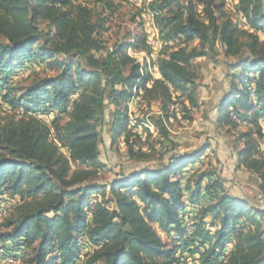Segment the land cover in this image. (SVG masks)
Segmentation results:
<instances>
[{
	"label": "trees",
	"instance_id": "trees-1",
	"mask_svg": "<svg viewBox=\"0 0 264 264\" xmlns=\"http://www.w3.org/2000/svg\"><path fill=\"white\" fill-rule=\"evenodd\" d=\"M95 5L0 0V100L11 113L0 124V212L5 197L21 201L0 221V261L25 248L27 264H180L186 253L198 264H264V210L231 194L217 168L198 170L206 150L171 153L105 185L92 181L103 167L99 126L107 123L111 142L122 139L129 157L143 160L129 143L143 122L129 127L128 102L157 101L162 115L150 122L167 137L174 98L198 106L193 60L221 49L234 59L215 122L246 127L233 155L264 198V0H236L241 21L226 15L225 0L144 4L162 42L158 78L126 53L148 49L144 36L128 34L95 56L118 9L114 0ZM33 64L57 72L17 88L15 75ZM153 225L176 244L167 248Z\"/></svg>",
	"mask_w": 264,
	"mask_h": 264
},
{
	"label": "rangeland",
	"instance_id": "rangeland-1",
	"mask_svg": "<svg viewBox=\"0 0 264 264\" xmlns=\"http://www.w3.org/2000/svg\"><path fill=\"white\" fill-rule=\"evenodd\" d=\"M78 1L89 4L95 11H98L95 5L98 0ZM150 1L140 0L138 4V0H114L118 9L110 15L109 21L106 23V31L102 34L103 50L95 53V56L102 55V52L112 47L114 43L126 40L128 34L144 36L147 40L146 43L149 45L148 49L130 47L126 50V53L139 62L141 66L146 65L147 72L157 78L156 60L160 50H162V42L156 26L152 22V17L145 14L144 10L142 13L139 10V8H142L144 4L146 5ZM225 2L226 7L224 10L226 15L233 20L241 21L240 15L236 13L234 8L236 0H225ZM216 52V54L211 56L193 60L192 69L196 76V102L198 106H190L189 102L183 97L174 98V103L170 105L168 111L169 118L165 122L167 137H164L157 127L150 122L151 116L161 114L160 104L157 101L147 102V100L138 96L128 102L127 113L131 122L129 127L131 128L132 124H139L141 122L139 120L143 122L140 123L139 127L133 129V132L138 136L131 137L129 140L135 154L146 155L143 160L140 161L136 160V157H129L128 145L122 139H118L115 143L111 142L107 131L109 127L107 123L99 126V159L103 167L96 170L92 180L94 183L105 185L117 175L126 173L138 166H157L171 153L206 150L201 162L197 165L198 170L202 171L210 169V167L217 168L225 180L229 192L238 195L245 194L251 203H257L256 199L260 194L256 185V177L245 168L238 167L236 158L233 155V148L242 146L240 142L235 140L240 132L246 130V127L243 125L236 128L220 127L215 122L216 110L214 106L228 88L227 75L230 73L228 62L234 59L225 57L221 49ZM56 57L62 59L59 54ZM33 65H29V69H25L23 73L17 72L13 80L17 88L27 86L35 77L49 76L57 72L55 68H46L38 64ZM10 114L9 108L1 104L0 100V124ZM133 114L134 121L131 116ZM52 118L53 115L42 117L46 122H49ZM64 120L65 117L61 122H64ZM107 121L108 114L106 115ZM261 127L264 131V119L261 122ZM261 151L264 153V145L262 143ZM107 196L108 190H105L104 195L102 193L93 195V199L99 200L101 197ZM5 198L10 206H15L21 202L18 197ZM9 205H5L0 212V221L9 214V208H7ZM191 208L193 207L187 206L189 214L191 213ZM209 221L210 218L207 219V222ZM262 222L264 228V219H262ZM153 227L167 248L176 244L173 241L176 237H167L156 225H153ZM209 229L212 231L214 228L210 226ZM83 250L85 252V249ZM29 253V249H20L16 252V256L9 255L4 257L0 264H27ZM80 256L82 257L83 255L81 254ZM184 256L185 259H181L180 264H198L194 259L197 258V255L190 257L186 253ZM185 260L186 262H184Z\"/></svg>",
	"mask_w": 264,
	"mask_h": 264
},
{
	"label": "crops",
	"instance_id": "crops-1",
	"mask_svg": "<svg viewBox=\"0 0 264 264\" xmlns=\"http://www.w3.org/2000/svg\"><path fill=\"white\" fill-rule=\"evenodd\" d=\"M150 1V0H149ZM158 77H159V74H158ZM157 77V78H158ZM226 186H227V184H226ZM231 194H234V195H237V196H245V197H247L245 194H243V195H238V194H235V193H233V192H230ZM257 203H253L256 207H258V208H260L261 210H264V198L263 197H261V195L260 196H257ZM196 262V261H195Z\"/></svg>",
	"mask_w": 264,
	"mask_h": 264
},
{
	"label": "built area",
	"instance_id": "built-area-1",
	"mask_svg": "<svg viewBox=\"0 0 264 264\" xmlns=\"http://www.w3.org/2000/svg\"><path fill=\"white\" fill-rule=\"evenodd\" d=\"M140 3V0H138V4ZM24 71H21V73H23ZM21 73H19V74H21ZM132 116V120H133V116H134V114L133 115H131ZM134 121V120H133Z\"/></svg>",
	"mask_w": 264,
	"mask_h": 264
},
{
	"label": "bare ground",
	"instance_id": "bare-ground-1",
	"mask_svg": "<svg viewBox=\"0 0 264 264\" xmlns=\"http://www.w3.org/2000/svg\"><path fill=\"white\" fill-rule=\"evenodd\" d=\"M21 72V71H20ZM18 76V75H17ZM192 232V231H191ZM84 249V248H83ZM83 249H81V254L83 255L84 254V250Z\"/></svg>",
	"mask_w": 264,
	"mask_h": 264
}]
</instances>
